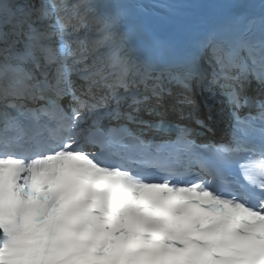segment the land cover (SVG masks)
<instances>
[{
	"label": "snow or ice",
	"instance_id": "1",
	"mask_svg": "<svg viewBox=\"0 0 264 264\" xmlns=\"http://www.w3.org/2000/svg\"><path fill=\"white\" fill-rule=\"evenodd\" d=\"M0 264H264V0H0Z\"/></svg>",
	"mask_w": 264,
	"mask_h": 264
}]
</instances>
